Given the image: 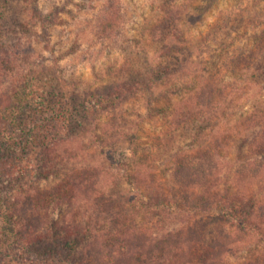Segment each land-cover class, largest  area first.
Segmentation results:
<instances>
[{
  "label": "rangeland",
  "instance_id": "374dc122",
  "mask_svg": "<svg viewBox=\"0 0 264 264\" xmlns=\"http://www.w3.org/2000/svg\"><path fill=\"white\" fill-rule=\"evenodd\" d=\"M110 4L119 14L114 36L107 38L98 27L99 18ZM172 25L178 47L165 69L173 74L171 83L181 95L171 100L165 115L149 114L145 66L161 60L162 40ZM2 61L10 68L0 78V93L4 90L13 97L16 110L12 115L18 134L35 138L32 144L22 139L12 152L0 155V187L4 194L23 184L43 193L52 190L59 177H40L39 159L46 140L61 136L79 143L72 150L73 158L58 166L59 172L102 165L111 179L114 196L124 197L128 188L117 164L131 155L129 140L134 138L140 154L148 158L169 191L174 186L169 170L175 154L200 145L199 139L192 142V131L198 127L207 134L219 125L221 132L233 135L228 148L221 151L225 156L222 160L229 163L226 181L231 183L240 166L236 153L249 152L245 144L249 142L245 138L248 131L242 126L251 120H264V0H0V65ZM206 84L213 88L210 101L218 104L222 113L198 116L191 132L174 131L169 113L181 105L184 87L195 93ZM117 85H125L124 95L114 110L102 115L96 124L99 128H95L83 116V90L102 94L105 88ZM163 88L166 86L157 91ZM157 101L152 105H166L163 99ZM111 128L115 130L112 134ZM95 133L102 144L93 139ZM14 203L9 197L6 204L12 210ZM67 212L62 207L40 212L39 216L56 221L61 229L62 222L68 221ZM176 216L181 223L205 224L207 238L219 226L205 216L181 212ZM142 222L157 231L148 218ZM239 236L245 241L237 253L225 258L226 264H251L249 260L257 251H264L262 243ZM0 238L4 240L2 234ZM70 245L62 246V250L76 248ZM55 246L47 244L30 250V262L44 264L64 252L58 251L57 255L53 252ZM0 264H18L10 246L0 247Z\"/></svg>",
  "mask_w": 264,
  "mask_h": 264
},
{
  "label": "trees",
  "instance_id": "16d2710c",
  "mask_svg": "<svg viewBox=\"0 0 264 264\" xmlns=\"http://www.w3.org/2000/svg\"><path fill=\"white\" fill-rule=\"evenodd\" d=\"M113 9L110 4L99 18L98 29L107 38H112L117 28L119 12H113ZM168 17L169 14L164 19ZM170 28L162 40L161 60L145 66L148 69L144 82L149 114L165 115L171 100L181 95L171 83L173 74H167L169 69H165L178 47L176 33L172 34L176 31L174 25ZM17 53L21 55V50ZM18 57H15L17 62ZM5 61L0 65L4 73L0 78L9 72V63ZM161 71L164 74L161 75ZM210 85H204L205 88L195 93L184 87L181 105L169 113L174 131L191 132L198 116L222 113L219 105L209 99L213 91ZM124 86L107 87L102 94L84 89V118L96 126L102 115L114 110L120 102L126 89ZM162 86L167 89L157 91ZM12 99V95L2 90L0 155L5 151L12 152L22 139L30 144L35 140L33 136L18 134L16 118L12 115L16 110ZM158 99H163L166 105H152ZM242 127L248 131L244 137L249 142L244 143L249 152L236 153V163L240 166L231 183L226 181L229 163L222 160L225 156L221 151L228 148L233 135L221 132L220 125L210 128L207 134L196 127L190 137L193 143L199 139L200 145L189 152L175 154L169 170V179L174 186L169 191L164 188L148 158L140 154L134 138L130 139L131 155L117 164L121 179L128 188L124 197L114 196L111 179L102 165L59 172L61 162L73 158L72 150L79 140L63 136L50 138L46 140L39 159V175L44 178L58 175L51 191L43 193L23 184L6 195L0 187V234L4 239L0 238V247L10 246L16 253L18 264H32L28 257L30 250L47 244H56L55 251L44 249L57 255L62 246L71 244L76 248L71 247L68 252L62 250L64 252L59 256L44 264H226L225 258L237 253L239 245L245 241L239 235L249 236L264 247V120H251ZM109 131L115 130L111 128ZM92 137L103 143L97 133ZM242 146L243 143L239 150ZM13 171L16 172L15 167ZM19 171L23 173L21 169ZM9 197L15 201L12 210L6 204ZM62 207L68 209V221L62 222L61 229L56 221L39 216L40 212ZM180 212L214 219L219 226L207 238L205 224L200 221L194 225L186 221L182 225L176 216ZM142 218H148L157 231L142 224ZM249 261L264 264V251H257Z\"/></svg>",
  "mask_w": 264,
  "mask_h": 264
}]
</instances>
